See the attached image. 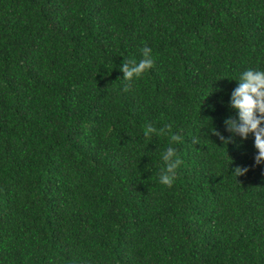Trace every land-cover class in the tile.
<instances>
[{"label":"trees","instance_id":"16d2710c","mask_svg":"<svg viewBox=\"0 0 264 264\" xmlns=\"http://www.w3.org/2000/svg\"><path fill=\"white\" fill-rule=\"evenodd\" d=\"M248 69L264 0H0V264H264L254 135L212 133Z\"/></svg>","mask_w":264,"mask_h":264},{"label":"clouds","instance_id":"9594fccd","mask_svg":"<svg viewBox=\"0 0 264 264\" xmlns=\"http://www.w3.org/2000/svg\"><path fill=\"white\" fill-rule=\"evenodd\" d=\"M142 58L137 61L135 58L124 59L120 66L123 72V80L129 82L124 91H128L134 78H139L154 66L151 56V49L145 46L142 50ZM238 86L231 92L229 106L236 110L238 118L228 117L224 120L225 131L231 133L227 138L214 128L212 133L216 135L223 144L234 143V138L238 135L242 140H246L249 134L254 135V147L258 154L255 156V164L264 163V71L248 69L241 73L236 80ZM172 126L166 125L157 129L152 124H148L144 130L145 138L153 134L169 135L170 143L181 141V136L171 131ZM196 142V141H194ZM163 167L160 170L159 181L162 185L172 187L177 177V169L182 161L177 156L174 147H168L162 153ZM249 171L247 167L237 166L233 174L238 177L245 175Z\"/></svg>","mask_w":264,"mask_h":264}]
</instances>
